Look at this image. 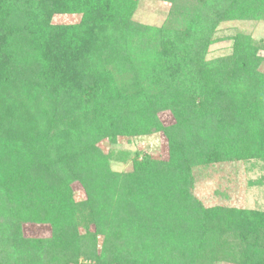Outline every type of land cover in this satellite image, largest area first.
<instances>
[{
	"label": "trees",
	"instance_id": "obj_1",
	"mask_svg": "<svg viewBox=\"0 0 264 264\" xmlns=\"http://www.w3.org/2000/svg\"><path fill=\"white\" fill-rule=\"evenodd\" d=\"M171 7L160 26H145L132 19L135 0H0L7 264H179L197 252L208 264H264V210L204 207L191 191L197 166L264 161V40L234 34L230 54L206 59L218 24L264 19V0ZM58 12L81 19L51 22ZM155 132L176 160L133 157L130 171L111 170L101 141ZM162 197L172 207L154 230ZM25 223L50 225L52 237L25 238Z\"/></svg>",
	"mask_w": 264,
	"mask_h": 264
},
{
	"label": "rangeland",
	"instance_id": "obj_2",
	"mask_svg": "<svg viewBox=\"0 0 264 264\" xmlns=\"http://www.w3.org/2000/svg\"><path fill=\"white\" fill-rule=\"evenodd\" d=\"M136 8L132 19L140 24L160 26L172 11L173 0H135ZM81 19L78 12H58L51 17V22L56 24H74ZM234 34H246L253 40H264V19L259 20H229L220 22L214 32L215 41L208 47L206 59L227 56L230 54ZM263 54V51H260ZM166 70V69H165ZM169 69L167 68L166 71ZM173 72V70H172ZM125 77V75H124ZM122 80H127L125 77ZM144 76L142 79H145ZM155 84V83H154ZM125 86L135 87L131 80ZM237 104V103H233ZM254 109L249 110V115L254 114ZM160 120L164 125L173 124L174 120L169 111L159 112ZM104 153L113 151L114 157L110 159L111 170L121 172L131 170V158L142 159L147 156L155 160L172 161L178 158L173 147L161 132H155L142 136L122 137L115 144L106 140L99 144ZM125 151L128 157L125 160L119 158L120 153ZM193 188L192 194L197 197L204 207L235 208L241 211L253 209L264 210V161L260 159H222L211 161L206 165L192 169ZM75 200H81L84 192L80 184L72 183ZM170 207L172 204H169ZM161 202L154 211L157 212V220L154 230L161 228L164 217V203ZM159 219V220H158ZM258 233H262L259 230ZM21 235L25 238L52 237L50 225L25 223L22 225ZM9 243L6 236L0 232V264H7L3 259V253L7 251ZM46 257V254H45ZM173 262L179 264H208L209 258L199 252L180 257ZM88 263L87 259H80ZM212 264H236L232 261H212Z\"/></svg>",
	"mask_w": 264,
	"mask_h": 264
},
{
	"label": "built area",
	"instance_id": "obj_3",
	"mask_svg": "<svg viewBox=\"0 0 264 264\" xmlns=\"http://www.w3.org/2000/svg\"><path fill=\"white\" fill-rule=\"evenodd\" d=\"M76 264H85L83 260H79Z\"/></svg>",
	"mask_w": 264,
	"mask_h": 264
}]
</instances>
